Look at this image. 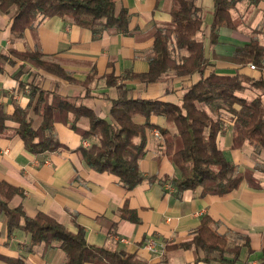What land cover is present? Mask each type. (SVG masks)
<instances>
[{
  "label": "crops",
  "instance_id": "crops-1",
  "mask_svg": "<svg viewBox=\"0 0 264 264\" xmlns=\"http://www.w3.org/2000/svg\"><path fill=\"white\" fill-rule=\"evenodd\" d=\"M115 1L118 8L124 7L130 14L127 33L107 29L99 37H93L88 28L75 24L71 18L59 16L39 19L24 29L21 36H15L10 31V14L0 12V103L7 113H12L17 105H28V82L32 81L109 118L111 99L117 96L115 87L106 86L104 77L91 82L88 91L81 82L91 71L98 75L113 72L118 77L130 71H146V53L152 47L156 28L172 25V0ZM192 2L201 8L202 17L205 10H211L212 15V0ZM240 5L242 11L237 15L240 18L251 11L263 9L264 13V0L256 8L246 3ZM210 21L211 16L203 18L202 30L197 33L205 41V55L209 61L206 73L210 70L233 73L238 65L221 60L220 56L231 55L236 46L250 38V32L254 35L258 30L255 35L264 36V21L260 26H249V19L234 29L220 27L219 41L213 45L208 40ZM259 41L264 45V41ZM12 48L40 50L45 59L61 65L75 81L18 59L10 52ZM250 63L240 67L239 72L264 78V68L262 71L251 68ZM198 78V74L183 77L168 74L160 81L149 83L137 78L118 81L126 85L129 97L178 103L187 86ZM246 91L255 95L250 88ZM29 113L34 126H38L41 116L32 109ZM71 120L70 116L67 121L54 124L56 136L64 146L41 154L25 149L23 141L13 131L14 123L10 122L9 130L0 133V180L22 189L21 194L11 198V206L20 205L28 216L45 212L73 232L80 225L89 243L135 252L146 264H233L197 259L192 247L166 249L167 245L190 240L201 218L208 215L212 218L213 229L226 235L228 247L240 245L235 264L257 262L264 247V152H256L248 143L231 148L232 133L226 125L217 137L218 145L241 170L258 164L255 177L259 184L256 186L244 179L236 189L222 195H200V187L178 194L171 182L161 179L179 176L180 172L162 152V139L154 133L157 129L149 130L146 154L139 160V167L145 177L154 178H145L128 190L114 174L97 172L87 165L79 148L90 139H83ZM135 121L143 123L145 118L136 115ZM149 121L159 126L165 124L162 115H150ZM87 123L82 117L76 125L86 128ZM165 184L172 188L168 189ZM124 202L135 211L138 221L121 218L119 209ZM149 238L156 240L155 251L144 246ZM29 242L30 235L21 227L8 235L6 218L0 214V264H19L17 260L22 264H61L65 258L57 242L50 246L43 242L30 246ZM199 254L202 256V251ZM226 257L230 258L231 253Z\"/></svg>",
  "mask_w": 264,
  "mask_h": 264
},
{
  "label": "trees",
  "instance_id": "trees-1",
  "mask_svg": "<svg viewBox=\"0 0 264 264\" xmlns=\"http://www.w3.org/2000/svg\"><path fill=\"white\" fill-rule=\"evenodd\" d=\"M237 1L212 0L208 25L211 45L219 41L220 27L234 29L240 23L234 16ZM240 1L256 6L261 0ZM0 12H11L10 31L15 36H21L24 29L49 16L69 17L75 24L88 28L93 37H99L107 29L127 33L130 18L128 10L118 8L115 0H0ZM170 15L172 25L157 27L154 32L152 47L146 53V71H130L120 77L113 72L98 75L91 71L81 82L88 91L91 82L104 77L106 86L115 87L117 96L111 99L109 118L99 116L88 105L30 81L28 105H17L12 113H7L0 103V133L9 130L12 122L14 133L23 141L27 151L33 154L54 151L64 146L56 136L54 124L67 121L71 116L73 128L83 139H90L87 145L79 148L87 165L97 172L114 174L129 190L145 178H154L145 177L139 160L146 154L147 132L157 129L162 139V152L180 172L179 176L170 179L164 176L161 180L171 182L178 194L185 189L200 187V195H222L236 189L244 179L257 186L255 170L258 164L241 170L237 163L225 156L217 137L228 125L232 133L231 148L248 143L256 152H264V78L238 70L250 62L257 70H263L264 45L255 35L258 30L245 43L236 46L231 55L220 56L221 60L238 65L235 72L210 70L206 73L209 61L205 55V41L197 36L203 24L201 8L192 0H172ZM10 52L32 66L75 81L61 65L45 59L38 49L18 51L12 48ZM168 74L177 77L198 74L199 78L187 86L178 103L129 97L126 85L118 81L137 78L149 83L160 81ZM250 84L263 90L247 98L242 92ZM31 109L41 116L36 127L29 113ZM136 115L143 116L145 121L136 122ZM150 115H162L165 124L159 126L150 122ZM82 117L87 119L86 128L76 125ZM21 193V188L0 180V214L6 218L8 235L21 227L30 235V246L41 242L50 246L57 242L65 253L61 264H146L135 252L89 243L80 225L73 232L45 212L28 216L20 205L11 206L9 203L15 194ZM119 211L121 218L138 221L127 202ZM211 224L212 218L204 215L190 240L167 245L166 249L192 247L197 259L235 264L240 245L228 247L226 235L215 231ZM227 253H231L230 258L226 257ZM255 264H264V247Z\"/></svg>",
  "mask_w": 264,
  "mask_h": 264
},
{
  "label": "rangeland",
  "instance_id": "rangeland-1",
  "mask_svg": "<svg viewBox=\"0 0 264 264\" xmlns=\"http://www.w3.org/2000/svg\"><path fill=\"white\" fill-rule=\"evenodd\" d=\"M192 1H194V0H192ZM240 3H246L247 4V2L246 1H240V0H238L237 2H236V5H235V10L234 11H236V15H235V17H236V19L240 22V24H242V23H247L248 22V20L250 19V21H249V26H260V25H262L263 24V21H264V13H263V9H261L262 11L260 12L259 10H257V11H251L248 15H246L244 18H240L239 16H237V15H240L241 14V11H242V9H240L241 7V5H240ZM247 6L248 7H252V8H256L257 7V5L256 6H254V5H248L247 4ZM11 12H8V14H10ZM210 16H211V10H205L204 11V14H203V18H205V19H209L210 18ZM258 21V22H257ZM256 24H258V25H256ZM249 35L250 36H252L253 35V33L252 32H250L249 33ZM257 37H259V39L262 41L263 39H264V36H258L257 35ZM264 41V40H263ZM262 41V42H263ZM251 85V84H250ZM248 88H250L251 90H253L254 92H255V95H257L259 92H261L263 89L262 88H260V87H257L256 85H251V86H249V87H247L246 89H248ZM246 89L242 92V94L244 95V96H246L247 98H251V97H253V95L250 93V92H248V91H246ZM254 95V96H255ZM166 185V187L168 188V189H171L172 187H171V185H169V184H165Z\"/></svg>",
  "mask_w": 264,
  "mask_h": 264
},
{
  "label": "built area",
  "instance_id": "built-area-1",
  "mask_svg": "<svg viewBox=\"0 0 264 264\" xmlns=\"http://www.w3.org/2000/svg\"><path fill=\"white\" fill-rule=\"evenodd\" d=\"M251 68H255V65L253 63L249 64ZM156 135H160L157 130L154 131ZM87 145V143H86ZM122 241H125L124 238H121ZM144 246L150 250V251H155L156 250V240L154 238H149L145 243Z\"/></svg>",
  "mask_w": 264,
  "mask_h": 264
}]
</instances>
